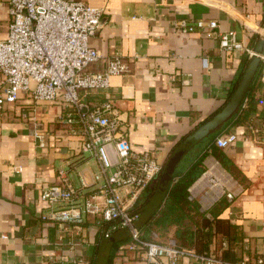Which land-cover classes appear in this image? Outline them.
Segmentation results:
<instances>
[{
  "label": "crops",
  "instance_id": "crops-1",
  "mask_svg": "<svg viewBox=\"0 0 264 264\" xmlns=\"http://www.w3.org/2000/svg\"><path fill=\"white\" fill-rule=\"evenodd\" d=\"M81 1L104 9L102 26L88 41L101 57L86 71H103L113 54L129 65L127 72L110 76L106 88L89 91L86 98L90 103L110 99L132 149L150 151L162 166L186 136L226 106L251 59L242 52L220 53L217 31L232 29L252 48L263 36L264 0ZM180 19L215 20L218 26L210 36L203 30L186 34L174 30ZM8 24L7 0H0V39L6 37ZM263 72L261 59L239 108L192 152L201 151L211 136L238 135L234 144L219 150L243 186L214 153L204 158L205 169L213 166L231 178L235 195L219 215L231 225L230 235L218 234L210 225L200 252L226 260L264 255V145L254 143L259 138L255 130L264 126ZM62 114L58 102L34 101L29 94L0 114V264H94L108 224L91 215L80 225L42 218L50 207L40 194L58 181V170L79 187L80 176L90 182L100 169L94 156L80 151L81 137L70 133ZM37 130L44 132V146L34 136ZM200 176L190 187L196 196L202 190ZM117 248L111 264H143L130 252L119 255Z\"/></svg>",
  "mask_w": 264,
  "mask_h": 264
},
{
  "label": "built area",
  "instance_id": "built-area-1",
  "mask_svg": "<svg viewBox=\"0 0 264 264\" xmlns=\"http://www.w3.org/2000/svg\"><path fill=\"white\" fill-rule=\"evenodd\" d=\"M7 4L8 31L0 39V114L23 94L34 101L58 102L63 108L60 120L72 135L81 137L80 151L94 156L100 164L90 182L79 177V187L69 181L63 169L58 170V181L40 194L50 207L42 218L80 225L91 215L98 223L108 224L102 229L103 237L125 229L130 236L118 246V254L130 252L143 264H264V255L253 260H226L215 253L181 247L172 237L161 239L155 231L147 239L142 237L135 226L141 212L132 206L142 190L157 184L163 166L150 151L132 149L121 130L124 122L110 99L90 103L86 98L89 91L106 88L110 76L129 70L122 57L113 54L103 71H86L101 57L88 41L100 30L104 9L81 0H7ZM217 26L215 20L180 19L174 30L186 34L203 30L210 36ZM216 35L220 53L256 54L254 48L237 39L232 29L218 30ZM259 56L264 60V53ZM261 79L264 82V72ZM21 116L27 117V113L21 112ZM255 132L264 144V126ZM34 136L40 146L45 145L43 131L37 130ZM237 139L235 132H228L217 136L215 145L226 148ZM199 181L201 192L196 196L189 189V199L197 200L202 211L222 196L229 201L234 198L231 178L213 166L203 171ZM91 185L94 189L83 193ZM79 196L82 200L77 202ZM55 204L63 206L52 208Z\"/></svg>",
  "mask_w": 264,
  "mask_h": 264
},
{
  "label": "trees",
  "instance_id": "trees-1",
  "mask_svg": "<svg viewBox=\"0 0 264 264\" xmlns=\"http://www.w3.org/2000/svg\"><path fill=\"white\" fill-rule=\"evenodd\" d=\"M261 70V68H260ZM260 75V74H258ZM259 77V76H258ZM216 136H211L204 148L193 155L195 147L186 152L179 163L176 164L174 172L168 183L167 194L164 202L157 211L139 227L142 237L149 238L152 231H155L161 239L172 237L181 247L200 252L204 238V229L213 225L216 233L221 235H230L231 225L219 215L229 205V200L225 196L220 197L206 211H202L200 203L195 199H189V189L199 178L205 169L204 158L208 152H212L218 157L221 167L233 179L240 180L234 174L233 166L225 161V156L215 145ZM244 184V183H243ZM242 184V186H243ZM155 188L148 187L142 190L133 203V209L141 212L143 206L153 194ZM209 213V217H206ZM105 226V225H104ZM102 225V228L104 227ZM171 233V234H170ZM112 247L108 264H111V258L120 243Z\"/></svg>",
  "mask_w": 264,
  "mask_h": 264
},
{
  "label": "water",
  "instance_id": "water-1",
  "mask_svg": "<svg viewBox=\"0 0 264 264\" xmlns=\"http://www.w3.org/2000/svg\"><path fill=\"white\" fill-rule=\"evenodd\" d=\"M254 51L257 55L255 54L251 57L238 87L226 106L214 117L196 129L193 133L186 136V138H184V140L171 153L169 159L163 166V170L159 176L152 196L141 210L140 216L135 223L136 228L142 226L164 202L167 194L168 183L174 172L176 164L179 163L182 156L191 148H193L200 140L206 137L210 132L218 128L232 113H234L239 108L240 102L245 96L247 86L249 85L261 61V57L259 55L264 53V36L259 38L254 47ZM129 236L130 233L128 231L125 232L124 230H120L112 233L108 237H102L98 244V250L94 264H107L114 244L129 238Z\"/></svg>",
  "mask_w": 264,
  "mask_h": 264
},
{
  "label": "rangeland",
  "instance_id": "rangeland-1",
  "mask_svg": "<svg viewBox=\"0 0 264 264\" xmlns=\"http://www.w3.org/2000/svg\"><path fill=\"white\" fill-rule=\"evenodd\" d=\"M254 143L255 144H261V145H264L260 140H258V139H256L255 141H254Z\"/></svg>",
  "mask_w": 264,
  "mask_h": 264
},
{
  "label": "bare ground",
  "instance_id": "bare-ground-1",
  "mask_svg": "<svg viewBox=\"0 0 264 264\" xmlns=\"http://www.w3.org/2000/svg\"><path fill=\"white\" fill-rule=\"evenodd\" d=\"M261 34L264 36V30H263V31H261Z\"/></svg>",
  "mask_w": 264,
  "mask_h": 264
}]
</instances>
